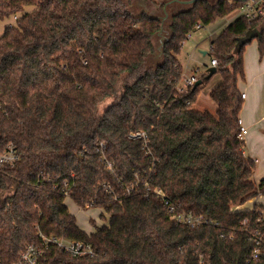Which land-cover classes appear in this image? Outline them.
Returning <instances> with one entry per match:
<instances>
[{
  "label": "trees",
  "instance_id": "16d2710c",
  "mask_svg": "<svg viewBox=\"0 0 264 264\" xmlns=\"http://www.w3.org/2000/svg\"><path fill=\"white\" fill-rule=\"evenodd\" d=\"M171 1L0 0V22L21 14L0 35V152L11 144L18 159L0 168V264L41 244L40 236L83 241L94 251L90 258L58 254L52 264H263V255L251 260L249 239L256 231L264 238L262 207L238 209L264 197V180L255 181V162L239 139L238 85L245 47L256 39L264 55V16H239L209 42L205 55L216 60L221 82L208 95L215 111L198 110L210 78L202 73L200 85L180 91L182 44L195 26L241 3ZM150 6L166 11L167 21ZM162 25L167 36L158 52ZM106 99L111 103L98 114ZM134 132L147 134L150 155L129 137ZM102 156L125 181L139 174L149 190L140 185L114 201L102 185L122 191ZM152 189L205 222L175 225ZM65 193L80 209H101L107 225L81 230Z\"/></svg>",
  "mask_w": 264,
  "mask_h": 264
},
{
  "label": "built area",
  "instance_id": "2783aa9c",
  "mask_svg": "<svg viewBox=\"0 0 264 264\" xmlns=\"http://www.w3.org/2000/svg\"><path fill=\"white\" fill-rule=\"evenodd\" d=\"M229 3L231 0H227ZM237 12L238 16H242L248 20H254L261 16H264V0H247L244 3H241V6L235 9L233 12ZM201 26L197 25L194 28V31L200 29ZM189 37V34L187 35ZM210 67L215 68L217 62L215 59L209 61ZM197 82L195 77H190L188 79H182V87L180 91L186 90L188 87L193 86ZM241 99H244V94H241ZM239 121V120H238ZM240 125V122H239ZM247 134V131L240 126L239 139L243 140L244 136ZM132 140H138L142 144V149L146 152L147 155H150L149 150L147 149V134L145 132H134L129 136ZM101 147V145H100ZM103 148V147H101ZM105 163V169L114 180V183L117 185V188L122 191V195L117 194L113 187L104 183L102 188L105 193L113 197L114 201H121L122 197L130 195L135 189L143 185L146 191L149 190L148 183H144L139 178V174L135 173L129 181H125L122 176L119 175L116 170L113 162L106 160L103 156L101 157ZM17 156L15 155L14 148L11 144L7 148L0 152V168L13 166L17 161ZM64 186L66 183L63 184ZM57 186H54L53 189H57ZM152 194L158 197L162 202L163 206L166 209V213L169 215L170 220L178 226H185L188 228H195L201 225L203 221L200 217L193 216L191 214L181 212L178 207L170 203L166 198H164L163 193L158 189H152ZM65 198L69 199V196L65 193ZM92 206L91 203L85 204L83 209H88ZM80 210V208H79ZM263 215V214H262ZM245 223V222H244ZM258 224L264 225V215L261 220H257ZM249 239L253 245V249L250 254V258L253 261H256L264 256V238L259 236L258 232L249 234ZM41 244L39 245H29L27 246L19 255L18 259L12 264H52L54 258L58 254H65L72 258H82V257H92L94 251L92 246L89 243L83 241H70L66 239H57L55 237H44L40 236ZM51 249L55 251L54 257L49 256ZM264 264V261H263Z\"/></svg>",
  "mask_w": 264,
  "mask_h": 264
},
{
  "label": "crops",
  "instance_id": "0c3cea01",
  "mask_svg": "<svg viewBox=\"0 0 264 264\" xmlns=\"http://www.w3.org/2000/svg\"><path fill=\"white\" fill-rule=\"evenodd\" d=\"M172 1L169 2V4L180 5ZM162 13L165 19L163 20L164 21L163 23H165L167 21L168 15L166 11H165L166 14H164V11ZM224 18H221L219 20L223 22ZM230 21L231 20L229 19L227 20L224 19L223 23L219 22L220 23L218 27L219 30L222 31L223 28L226 27ZM166 26L162 25V32L166 30L165 29ZM219 33H212V39L216 38ZM209 64L210 63L208 62V65L206 66V70L210 68ZM243 67H244L245 80L239 83L238 88L240 93L244 94L245 97L242 100L243 102L238 116L239 118L238 120L240 122V126H242L247 131V134L244 136L242 140L243 152L248 158L254 160L256 165L254 179L255 181H260V180H264V55L262 57L259 56L256 39H253L250 42V44H248L245 47L243 54ZM206 70L202 73L207 74ZM202 73H200L199 76ZM182 75H183V79L195 77L198 81L199 78L198 75H195L193 73L189 75H185V74ZM220 82H221L220 77L217 74L213 75L210 78V80L207 83L208 85L207 89L204 91V96L207 99H209L208 95L210 91L216 88L220 84ZM198 101H199L198 104L195 105V108H197L198 110L206 109L211 112L215 111V106L213 104H212V108L208 109L200 105V97ZM199 107H201L202 109H200ZM262 198L264 197H258L252 199L248 201L246 204L260 205L263 211L264 202L263 200L261 201ZM238 209L239 210L243 209V206H241Z\"/></svg>",
  "mask_w": 264,
  "mask_h": 264
},
{
  "label": "rangeland",
  "instance_id": "374dc122",
  "mask_svg": "<svg viewBox=\"0 0 264 264\" xmlns=\"http://www.w3.org/2000/svg\"><path fill=\"white\" fill-rule=\"evenodd\" d=\"M216 0H210L211 3L215 2ZM149 9V12H152L154 15L157 14V16L160 17L162 23L164 22V15L159 13L156 9L153 7H147ZM30 9H25V12H29ZM21 14H16L15 16L10 17L9 19H6L2 22H0V35H2L3 30L6 26L15 25L16 20L20 17ZM238 16V13L232 12L229 14V16L225 17L224 19L227 20H234ZM223 19V22H224ZM215 20L211 25L208 26H202L200 29L193 31L189 34V37L187 36L186 40L183 42L180 54L178 56V60L180 64L182 65V73L185 75H189L191 73L198 75L206 70V66L209 62V57L207 55H203V53H209L210 46L209 42L212 39V33H219L221 30H219V22H222L221 20ZM230 21V22H231ZM222 22V23H223ZM229 22V23H230ZM167 36L166 30L161 31L158 34V37L155 40V45L157 47V51L159 52L161 49V44L164 41L165 37ZM159 55V53H158ZM158 56L157 54L150 59V64L153 65L157 62ZM197 76V77H198ZM210 84V83H209ZM206 85L199 93L197 97L196 104H198V99L200 97V105L211 109L212 103L209 99H207L204 96V91L207 89ZM203 96L201 97L200 96ZM111 103V99H106L103 103H101L98 108L97 112L98 114H101L103 109H105L109 104ZM195 104V105H196ZM202 109L201 107H199ZM264 198L261 199V201ZM65 206L68 209V212L74 216L77 226L85 231L86 233L94 232L95 228H99L102 226L107 225L108 216L103 213V211L96 207H90L88 209H80L73 204V202L70 199H65L64 201ZM252 204H244L243 209L251 208ZM262 214L264 215V205H263V211ZM103 215V218L100 216Z\"/></svg>",
  "mask_w": 264,
  "mask_h": 264
},
{
  "label": "water",
  "instance_id": "95a60500",
  "mask_svg": "<svg viewBox=\"0 0 264 264\" xmlns=\"http://www.w3.org/2000/svg\"><path fill=\"white\" fill-rule=\"evenodd\" d=\"M197 1H200V0H173L172 2H176L182 6H192L194 5ZM235 2H239V3H244L245 1L247 0H233ZM164 14L165 11H164ZM162 23V21H161ZM162 31V29L160 30V32ZM260 35V32H251V33H248L244 38L240 39L237 43V46H236V49H239L245 42L247 41H251L253 38L255 37H259ZM203 55H205L203 53ZM206 73H207V76H206V79H209L211 78L215 73H216V69L213 68V67H210L206 70ZM201 84V81L198 80L195 84H194V87L198 86Z\"/></svg>",
  "mask_w": 264,
  "mask_h": 264
}]
</instances>
